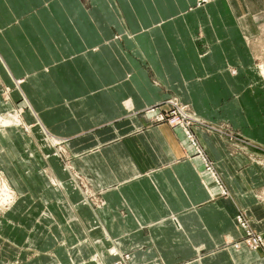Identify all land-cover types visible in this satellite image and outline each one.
Wrapping results in <instances>:
<instances>
[{"label": "crops", "instance_id": "1", "mask_svg": "<svg viewBox=\"0 0 264 264\" xmlns=\"http://www.w3.org/2000/svg\"><path fill=\"white\" fill-rule=\"evenodd\" d=\"M260 27L264 0H0V264H264L233 245L238 213L264 237ZM171 97L215 176L145 113Z\"/></svg>", "mask_w": 264, "mask_h": 264}, {"label": "built area", "instance_id": "2", "mask_svg": "<svg viewBox=\"0 0 264 264\" xmlns=\"http://www.w3.org/2000/svg\"><path fill=\"white\" fill-rule=\"evenodd\" d=\"M175 100L170 102V108L168 111L160 110L159 107H153L147 110L154 120L156 121H167L172 126H179L182 128L186 137L191 141L192 145L195 148L196 153L202 158L204 162L205 168L209 171L213 176L214 171L212 165L207 160L203 150L200 148L196 138L192 134V124L200 123L199 119L196 117H191L184 112V109L181 108ZM216 179V177H215ZM237 225L243 230V241L245 246H248L252 250H262L264 252V237L256 232H253L249 226L248 222L245 221V218L242 214H238L236 216ZM240 242L234 244L237 247ZM128 259V254H123L121 259L114 264H126Z\"/></svg>", "mask_w": 264, "mask_h": 264}, {"label": "rangeland", "instance_id": "3", "mask_svg": "<svg viewBox=\"0 0 264 264\" xmlns=\"http://www.w3.org/2000/svg\"><path fill=\"white\" fill-rule=\"evenodd\" d=\"M203 1V0H202ZM251 42H252V47H254V49L257 51L256 52V64L257 65H260L261 67H263L264 68V27H260L259 28V31H257L256 32V34L254 35V36H252V38H251ZM253 44H254V46H253ZM261 67H259V69L261 68ZM230 70H231V73H234L235 72V69L234 68H230ZM261 71V70H260ZM262 75H263V79H264V74L262 73ZM263 87H264V85H263ZM0 90H2L1 92L2 93H4V95L3 96H6V92H7V90L8 89H2V86H0ZM176 101L179 105H182V106H180L181 108H183L184 109V112L186 113V114H188L189 116H191V117H196L194 114H193V112H192V109L190 108V107H188L187 105H185V104H183V103H181L180 101H178L176 98H174V97H171V98H168L167 100H165L162 104H159V105H155V106H151V107H149V108H147L146 110H145V113L146 114H148L147 113V110H149V109H151V108H153V107H162V106H164V110L165 111H168L169 110V108H170V102L171 101ZM24 106L25 105H22V106H19V104L17 105V106H15L14 108H12L10 111H7L6 113H3V114H0V115H6L7 113H11L12 115H13V113H15V112H22V109H24ZM160 107H159V109H160ZM14 118H16V119H18L19 120V122H18V124L17 125H14V124H12V123H10L11 121H13V119ZM196 118H198V117H196ZM2 119V120H1ZM199 119V121L201 122L202 120L200 119V118H198ZM20 120H21V117H20V119L18 118V117H12L11 118V120L10 119H6V118H4V117H0V121L2 122V124H4L5 126H8L9 127V125H14V126H19V123H20ZM200 124H202V122L201 123H196V124H192V126L193 125H195V126H197V125H200ZM0 128H6V127H3L2 125H0ZM241 139H243V137L241 138ZM248 139V138H247ZM264 151V150H263ZM262 156L264 157V153L262 154ZM264 163V162H263ZM0 174L2 175V178L5 180V178H4V176H3V174H2V172L0 171ZM6 181V180H5ZM10 187V186H9ZM10 189L12 190V193H13V195H15V196H17L16 195V193L14 192V190L10 187ZM0 194H1V191H0ZM6 208H8V205L7 204H3L2 205V207H0V211H3V210H5ZM239 214V213H238ZM237 214V215H238ZM236 215V216H237ZM236 216H235V221H236ZM244 216V215H243ZM244 218H245V221H247L248 222V226H249V228L253 231V232H256V233H259V234H261L262 236H263V234L261 233V232H258V231H256V230H254L251 226H250V224H249V220H248V218H247V216L245 217L244 216ZM237 223V222H236ZM243 241V235H242V237L240 238V240L239 241H236V242H234L233 243V245L235 244V243H237V242H242ZM246 247H248V246H246ZM249 248V247H248ZM250 249V248H249ZM261 252H262V250H260ZM263 254H264V252H262Z\"/></svg>", "mask_w": 264, "mask_h": 264}, {"label": "bare ground", "instance_id": "4", "mask_svg": "<svg viewBox=\"0 0 264 264\" xmlns=\"http://www.w3.org/2000/svg\"><path fill=\"white\" fill-rule=\"evenodd\" d=\"M260 70L264 74V68L261 67ZM20 115H21V112H15V113H13V115L11 113H7L6 115H0V117H4L6 119H10L11 120V118L15 117V116L20 119ZM18 122H19V120L14 118L13 121H11L10 123H12L14 125H17ZM20 124H21V120H20L19 125ZM0 125H2L3 127H8V126H5L4 124H2L1 121H0ZM9 126H12V125H9ZM0 191H1V194H0V207H2L3 204H7L8 208L11 207L14 204V202L16 201V196L13 195L12 190L10 189L9 185L7 184V182L2 178L1 174H0ZM241 244H244V243H240L237 247H235V246L234 247L238 248V247H240Z\"/></svg>", "mask_w": 264, "mask_h": 264}]
</instances>
